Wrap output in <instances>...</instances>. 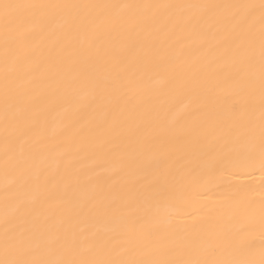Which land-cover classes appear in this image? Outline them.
I'll return each mask as SVG.
<instances>
[{
    "label": "snow or ice",
    "instance_id": "1",
    "mask_svg": "<svg viewBox=\"0 0 264 264\" xmlns=\"http://www.w3.org/2000/svg\"><path fill=\"white\" fill-rule=\"evenodd\" d=\"M0 108V264H264V0H0Z\"/></svg>",
    "mask_w": 264,
    "mask_h": 264
},
{
    "label": "bare ground",
    "instance_id": "2",
    "mask_svg": "<svg viewBox=\"0 0 264 264\" xmlns=\"http://www.w3.org/2000/svg\"><path fill=\"white\" fill-rule=\"evenodd\" d=\"M40 2L46 3H121V2H140V3H202L208 2V0H40ZM212 2L220 3H232L237 0H212ZM250 2H258V0H250ZM102 55V54H101ZM106 68L103 63L97 66L98 73H104ZM130 73H135L136 76H142L145 82L151 83L157 79L156 71L144 72L141 65H133L129 68ZM2 111V108H0ZM55 115V114H53ZM184 145L176 144L169 145L168 148L172 152H181L184 149ZM0 152H2V145H0ZM91 161H85L90 163ZM11 179V177H9ZM5 182L3 171V158L0 155V212L3 211V184ZM240 188L244 190L248 198L253 202L254 207L259 209V205L262 199H264V178L261 177L259 171L254 174H248L242 171H234L226 176L218 177L217 181L209 185L208 195L211 199L205 201L208 204H218L224 201L229 195L230 190ZM191 224L192 218L189 217L186 221ZM105 227H110L106 225Z\"/></svg>",
    "mask_w": 264,
    "mask_h": 264
}]
</instances>
